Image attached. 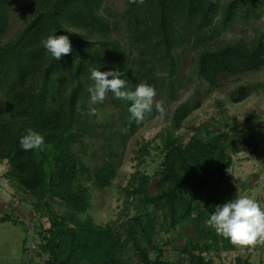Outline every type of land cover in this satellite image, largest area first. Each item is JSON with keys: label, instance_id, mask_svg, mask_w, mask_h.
<instances>
[{"label": "trees", "instance_id": "16d2710c", "mask_svg": "<svg viewBox=\"0 0 264 264\" xmlns=\"http://www.w3.org/2000/svg\"><path fill=\"white\" fill-rule=\"evenodd\" d=\"M11 5L0 0V164L6 165L12 197L30 205L45 264H132L131 253L135 264H166L162 246L167 243L158 238L188 222L193 232L175 249L176 264H214L213 257L232 247L206 221L216 205L234 199L227 176L231 156L256 141L248 143L242 127L214 119L191 128V136L181 141L174 132L188 106L178 107L170 129L160 133L164 145L157 176H147L137 165L119 195L116 219L95 224L88 214L89 192L78 175L86 173L99 188L108 187L118 163L114 151L117 159L123 156L128 137L160 113L154 106L137 124L131 102L111 92L103 103L91 105V71L119 70L127 90L146 83L155 87L157 101L171 100L188 47L195 53L198 78L210 88H227L264 69V27L239 41L223 39L220 32L264 22V0H124L120 10L104 6V0H36L7 38ZM52 34L69 37L70 55L56 60L43 47L41 41ZM233 93L242 97L245 92ZM231 100L237 103L238 97L232 94ZM216 105L226 112L221 102ZM89 107H107L113 119L102 124L96 112L86 114ZM252 118L245 115L246 121ZM29 131L44 136L41 149L21 148L20 138ZM88 140L104 145L101 169L90 172L77 156ZM144 148L140 152L147 154ZM200 196H205L201 202ZM0 222L20 224L12 215ZM235 264L247 259L237 258Z\"/></svg>", "mask_w": 264, "mask_h": 264}, {"label": "rangeland", "instance_id": "374dc122", "mask_svg": "<svg viewBox=\"0 0 264 264\" xmlns=\"http://www.w3.org/2000/svg\"><path fill=\"white\" fill-rule=\"evenodd\" d=\"M9 32L7 38L15 32L27 18L34 8L36 0H10ZM124 0H104V6L120 10ZM264 27V22H251L246 26L237 25L232 30L220 32L223 39L246 40L254 30ZM217 32V29H216ZM214 34H216L214 32ZM6 39V38H4ZM184 55L180 60L179 75L177 82L173 85V98L164 97L160 102L163 105V115L159 114L145 125L135 131L125 141L123 156L117 160V168L111 183L108 187L99 188L94 181H90L86 173L78 175L79 184L85 186L90 195L91 207L88 211L90 218L98 225H105L116 219L121 211L119 195L129 175L134 172L135 167L144 172L147 176H157L162 159V148L160 137L161 132L169 130L172 126V116L175 109L180 106H188V114L182 120L179 129L174 132L175 137L181 141H187L191 136V128L214 119L218 123H225L230 127H242V137L252 143L239 148V151L232 155V164L227 170V176L234 190V198L247 195L255 198L264 207V69L258 75H250L242 81L233 83L227 88L214 89L202 82L194 72L195 53L188 47L183 48ZM239 88L244 89L242 97L233 93ZM238 102L231 100V95ZM217 101L223 105L225 113H220ZM252 115L251 121L245 120V115ZM97 120L102 123L111 122L112 112L104 107L97 111ZM85 147L77 154L83 158L84 168L88 172L101 169L104 145L102 140H88ZM146 153L140 152L143 147ZM112 148V146H111ZM135 151V154H134ZM85 153V154H84ZM230 155V148L226 149ZM137 156L139 160L132 157ZM140 161V162H139ZM6 165L0 164V218L12 214V217L20 221V224L13 225L9 222H0V264H45L46 254L39 248V229L33 226V215L30 205L19 203V197H12L15 192L10 182L4 177ZM20 196V195H18ZM205 196H200L201 202ZM19 201V202H18ZM18 215V216H17ZM44 228L49 222L45 216L42 221ZM38 232V233H37ZM191 224L185 223L179 229L169 235H160V244L164 251L166 264H176V248L181 246L183 241L192 233ZM23 241L25 249H23ZM35 247V253L29 255L26 248ZM231 249L222 250L219 258L213 257L214 264H235L237 258L247 259V264H264V245L241 248L231 243ZM132 264L137 258L131 253ZM152 256V252L150 253Z\"/></svg>", "mask_w": 264, "mask_h": 264}, {"label": "clouds", "instance_id": "9594fccd", "mask_svg": "<svg viewBox=\"0 0 264 264\" xmlns=\"http://www.w3.org/2000/svg\"><path fill=\"white\" fill-rule=\"evenodd\" d=\"M131 3L143 4L144 0H130ZM43 47L56 59L72 53V45L67 35H49L41 41ZM122 72L116 69L100 71L93 69L89 86L90 104L103 103L109 92L118 100L130 101L129 112L133 120L140 124L152 113L153 107L163 115L162 102L156 100L154 86L139 83L135 90H127L128 82L121 78ZM96 109L89 107L86 114L94 115ZM126 131V129L124 130ZM24 151L41 149L45 143L44 136L36 131H29L20 138ZM217 234L230 240L241 248L264 245V207L253 197L238 196L228 202L215 206L214 212L206 221Z\"/></svg>", "mask_w": 264, "mask_h": 264}, {"label": "built area", "instance_id": "2783aa9c", "mask_svg": "<svg viewBox=\"0 0 264 264\" xmlns=\"http://www.w3.org/2000/svg\"><path fill=\"white\" fill-rule=\"evenodd\" d=\"M26 250H27V252L29 253V255L33 254V251H34V253H35V247H34V246L27 247Z\"/></svg>", "mask_w": 264, "mask_h": 264}, {"label": "crops", "instance_id": "0c3cea01", "mask_svg": "<svg viewBox=\"0 0 264 264\" xmlns=\"http://www.w3.org/2000/svg\"><path fill=\"white\" fill-rule=\"evenodd\" d=\"M9 215H12V214H9ZM18 216V215H17ZM6 217V216H5ZM2 218V217H1ZM3 223V222H2Z\"/></svg>", "mask_w": 264, "mask_h": 264}]
</instances>
